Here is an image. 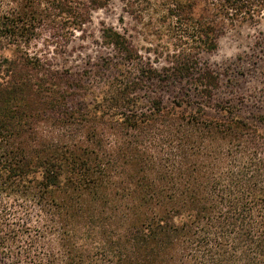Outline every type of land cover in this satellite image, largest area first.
Instances as JSON below:
<instances>
[{"label": "trees", "instance_id": "16d2710c", "mask_svg": "<svg viewBox=\"0 0 264 264\" xmlns=\"http://www.w3.org/2000/svg\"><path fill=\"white\" fill-rule=\"evenodd\" d=\"M110 1L0 0V264H264V85L248 119L200 56L264 0H119L169 24L164 65L104 25L59 65Z\"/></svg>", "mask_w": 264, "mask_h": 264}, {"label": "rangeland", "instance_id": "374dc122", "mask_svg": "<svg viewBox=\"0 0 264 264\" xmlns=\"http://www.w3.org/2000/svg\"><path fill=\"white\" fill-rule=\"evenodd\" d=\"M151 10H155L154 8ZM150 10L151 20L137 21L123 10L119 0L92 12L91 22L86 27L84 39L75 38L56 59L59 65L73 69L84 67L88 59L95 60L106 52L101 44L100 29L112 26L133 35L134 44L143 57H148L154 66H162L174 46L169 24L159 23L155 12ZM41 47V44H37ZM201 59L220 74L221 85L215 92L214 101L230 99L240 108V114L251 119L263 110L260 89L264 85V21L259 23H237L220 35L217 48L201 53ZM187 85L168 87L164 101L169 105L173 95L183 97ZM192 95L193 105L197 103ZM186 108H189L186 106ZM207 114L217 116L214 108L205 107ZM89 246V245H88Z\"/></svg>", "mask_w": 264, "mask_h": 264}]
</instances>
